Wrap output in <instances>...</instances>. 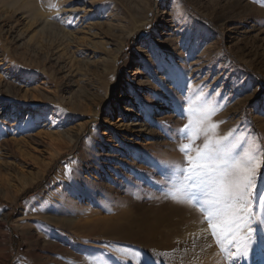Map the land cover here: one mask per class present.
I'll list each match as a JSON object with an SVG mask.
<instances>
[{
  "label": "rangeland",
  "instance_id": "1",
  "mask_svg": "<svg viewBox=\"0 0 264 264\" xmlns=\"http://www.w3.org/2000/svg\"><path fill=\"white\" fill-rule=\"evenodd\" d=\"M200 89L237 153L264 149V4L0 0V264H192L173 225L201 210L167 193ZM253 191L232 264L253 232L264 264V168Z\"/></svg>",
  "mask_w": 264,
  "mask_h": 264
},
{
  "label": "snow or ice",
  "instance_id": "2",
  "mask_svg": "<svg viewBox=\"0 0 264 264\" xmlns=\"http://www.w3.org/2000/svg\"><path fill=\"white\" fill-rule=\"evenodd\" d=\"M254 2L264 4V0ZM197 97L200 100L193 105ZM219 109L221 106L202 89L188 96L181 106V118L188 120L178 130L181 138L178 151L184 162L169 166L173 175L167 195L174 203L199 207L218 242L234 245L232 238L241 221L251 231L252 198L256 195L253 189L260 178V169L264 168V149L249 147L242 154L237 153L239 144L221 136L218 123L211 120ZM201 139L203 143H197ZM250 243L248 236L242 255H247Z\"/></svg>",
  "mask_w": 264,
  "mask_h": 264
},
{
  "label": "bare ground",
  "instance_id": "3",
  "mask_svg": "<svg viewBox=\"0 0 264 264\" xmlns=\"http://www.w3.org/2000/svg\"><path fill=\"white\" fill-rule=\"evenodd\" d=\"M166 204H168V202ZM169 205L170 204L167 205L168 206L167 211L172 208V207L170 208ZM172 209L175 210V208H172ZM181 209L182 208H180V211H182ZM184 209H186V208H184ZM163 210H162V212L164 213ZM167 211L165 210V212H167ZM186 211H187V209H186ZM186 211H183V212L186 214L187 213ZM169 212H171V211H169ZM175 212L176 213H174V215H173V213H171V216L173 215V216H175V218H177V215H175V214H178V211H175ZM188 212H189V210H188ZM169 215H170V213H169ZM181 215H183V214L180 213V216ZM168 218L170 219L171 217H168ZM178 218H179V216H178ZM171 220L173 221V218ZM176 221H178V222L175 223L173 221V223H175L173 226H176V224L179 225V224L184 223V222H189L188 225L190 224L188 226V228H186L183 231V233L188 234V236H190V237H191V235H194V236L192 237L191 240H189L187 245H183V248L187 249L186 250V252L188 254L187 259L188 260H194L193 262L191 261L192 264H232L234 262L232 256L228 255V252H230L229 250L232 247L230 244L219 243L218 238L215 236H214L215 239L211 240V237L213 236V234L211 232L213 230L208 227V223L206 222L204 214L201 213V211L199 212L198 209H196V211L194 210V213L192 214L190 219L186 218L185 216L184 217L181 216ZM171 225H172V223H171ZM237 229H239V226H237ZM170 230H171L170 228H168V229L164 228V229L159 230V231H157V230L151 231L149 237L152 241H154V239H156V241L159 244L162 242H170L171 243V240L174 237H176L179 233L177 234V232L170 231ZM210 230H212V231L210 232ZM253 233L250 235L251 239L254 238ZM175 234H176V236H175ZM121 237H123V236H121ZM260 243L262 246H264V239L263 238H260ZM171 245H173V244H171ZM173 247H176V246L173 245ZM178 247L182 248V247L177 245V248ZM250 247L251 248L248 249L247 255L246 256L243 255L240 257V258H242V260H246V261H244L243 263H239V264H251V263L255 262V259H256V256H257L259 250H257V248L255 246H250ZM197 255H198V259L200 258L199 260L196 258ZM201 256H203V257H201ZM262 263H263V260H262Z\"/></svg>",
  "mask_w": 264,
  "mask_h": 264
}]
</instances>
